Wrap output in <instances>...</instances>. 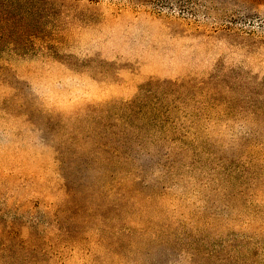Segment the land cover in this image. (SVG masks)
I'll use <instances>...</instances> for the list:
<instances>
[{
    "label": "rangeland",
    "instance_id": "rangeland-1",
    "mask_svg": "<svg viewBox=\"0 0 264 264\" xmlns=\"http://www.w3.org/2000/svg\"><path fill=\"white\" fill-rule=\"evenodd\" d=\"M0 264H264V0H0Z\"/></svg>",
    "mask_w": 264,
    "mask_h": 264
},
{
    "label": "trees",
    "instance_id": "trees-1",
    "mask_svg": "<svg viewBox=\"0 0 264 264\" xmlns=\"http://www.w3.org/2000/svg\"><path fill=\"white\" fill-rule=\"evenodd\" d=\"M10 20L5 21V24H9ZM4 24V23H3Z\"/></svg>",
    "mask_w": 264,
    "mask_h": 264
}]
</instances>
